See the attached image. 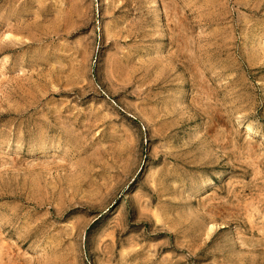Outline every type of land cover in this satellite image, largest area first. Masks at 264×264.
Listing matches in <instances>:
<instances>
[{"label": "rangeland", "instance_id": "1", "mask_svg": "<svg viewBox=\"0 0 264 264\" xmlns=\"http://www.w3.org/2000/svg\"><path fill=\"white\" fill-rule=\"evenodd\" d=\"M0 264H264V0H0Z\"/></svg>", "mask_w": 264, "mask_h": 264}, {"label": "bare ground", "instance_id": "2", "mask_svg": "<svg viewBox=\"0 0 264 264\" xmlns=\"http://www.w3.org/2000/svg\"><path fill=\"white\" fill-rule=\"evenodd\" d=\"M158 9H159V8H158ZM159 11H160V10H159ZM159 11H158V12H159ZM159 13H160V12H159ZM159 13H158V14H159Z\"/></svg>", "mask_w": 264, "mask_h": 264}]
</instances>
